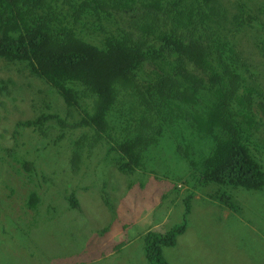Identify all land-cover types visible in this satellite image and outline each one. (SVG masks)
Masks as SVG:
<instances>
[{
    "label": "trees",
    "instance_id": "trees-1",
    "mask_svg": "<svg viewBox=\"0 0 264 264\" xmlns=\"http://www.w3.org/2000/svg\"><path fill=\"white\" fill-rule=\"evenodd\" d=\"M252 3L230 4L226 16L229 5L220 0H0V57L47 84L67 109L84 103V118L70 128H92L88 139L98 133L107 155L118 151L122 172L131 173L125 161L141 167L165 151L155 149L164 136L187 142L195 135L209 149L200 164L207 185L261 190L264 139L252 136L264 124V84L254 64L256 49L264 56V8ZM251 33L253 41L247 40ZM5 82L2 97L25 90ZM145 89L153 91L144 95ZM53 92L23 127L44 131L57 119L66 135L69 121L60 119ZM125 97L131 102L126 111ZM115 125L124 140L115 141ZM19 190L12 186L10 196L19 198ZM186 220L171 232L146 235L147 264H167L162 248L176 245Z\"/></svg>",
    "mask_w": 264,
    "mask_h": 264
},
{
    "label": "rangeland",
    "instance_id": "rangeland-1",
    "mask_svg": "<svg viewBox=\"0 0 264 264\" xmlns=\"http://www.w3.org/2000/svg\"><path fill=\"white\" fill-rule=\"evenodd\" d=\"M237 2L245 0H220L229 5L223 15L229 16L230 4ZM252 5L264 8V0ZM258 56L256 75L264 84V56ZM9 79L13 82L7 84ZM0 81L25 88L0 96V264H147L146 235L171 232L186 216L176 245L162 248L167 264H264V187L207 185L200 172L209 151L205 138L194 135L180 142L164 136V147L155 149L165 151L141 160V167L125 161L131 173H124L115 163L118 151L107 155L98 133L88 139L92 128L82 123L70 128L84 118V103L67 109L61 95L1 57ZM30 82L36 89L28 87ZM49 90L61 101L60 119L69 121L65 136L57 119L49 120L44 131L22 126L43 112L45 101L53 98ZM124 100L126 111L131 102ZM111 134L115 141L125 138L116 125ZM260 139L264 124L252 136V141ZM15 185L19 198L9 194Z\"/></svg>",
    "mask_w": 264,
    "mask_h": 264
}]
</instances>
